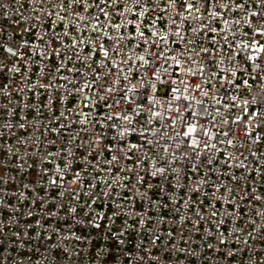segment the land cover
Wrapping results in <instances>:
<instances>
[{"label": "built area", "instance_id": "built-area-1", "mask_svg": "<svg viewBox=\"0 0 264 264\" xmlns=\"http://www.w3.org/2000/svg\"><path fill=\"white\" fill-rule=\"evenodd\" d=\"M262 27L259 0H0V264H264Z\"/></svg>", "mask_w": 264, "mask_h": 264}, {"label": "snow or ice", "instance_id": "snow-or-ice-1", "mask_svg": "<svg viewBox=\"0 0 264 264\" xmlns=\"http://www.w3.org/2000/svg\"><path fill=\"white\" fill-rule=\"evenodd\" d=\"M83 2H84V0H73V3H83ZM100 2L102 4L103 3H107V0H100ZM135 2L138 3V0H135ZM217 2H218V0H217ZM259 2H260V4L262 6H264V0H259ZM169 3H173L174 4L175 0H169ZM97 6L99 7V5H97ZM238 7H244V5L240 4V5H238ZM187 8L190 10V9L193 8V5L192 4H187ZM128 10L131 11L132 9L129 8ZM100 11L104 12L105 16L108 15V13L105 12L103 7H100ZM196 11H199V9H196ZM141 14H143V13H141ZM251 15H252V17H256L258 14L256 12H253ZM61 19H63V17H61ZM173 23H175V21H173ZM225 23H227V21H225ZM115 27L119 28V25H116ZM256 31H257L258 35L264 36V27L258 28ZM140 35L143 36L144 33L140 32ZM161 39H166V37H161ZM225 39H227V37H225ZM80 42L83 43V41H80ZM244 47L249 49L253 53H255V55H251V56L248 57V59L251 60L253 63H256L258 60H264V56H261V53H264V44H261L259 41H255L253 43H246L244 45ZM8 51L12 52V49L9 48ZM104 54H105V57L108 56V52L107 51H105ZM139 59L140 60H144V57L141 56V57H139ZM258 66H262V65H258ZM45 87H48V85H45ZM197 87H199V85H197ZM77 90H79V89H77ZM109 91H112V89H109ZM205 95H207V93H205ZM176 99H180V97L177 96ZM253 100L254 101L259 100V102L264 103V96H262V97H253ZM245 103L247 104L248 101H245ZM86 107H87V105H86ZM123 119L124 120H129V118L127 116L123 117ZM237 119H240V118L238 117ZM195 131H196L195 126H189L188 133H186V135H191ZM205 134H207V133H205ZM195 143H196V141L194 140L193 144H195ZM133 147H135V146H133ZM116 159H118V157H116V156L112 157L113 161L116 160ZM158 171L163 172L164 170L163 169H158ZM52 183L55 184L56 181H52ZM157 239H158V237H157Z\"/></svg>", "mask_w": 264, "mask_h": 264}]
</instances>
